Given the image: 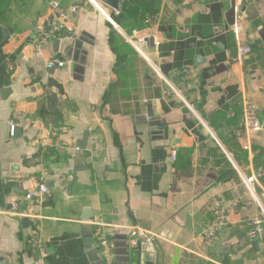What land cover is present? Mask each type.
<instances>
[{"label": "crops", "instance_id": "obj_1", "mask_svg": "<svg viewBox=\"0 0 264 264\" xmlns=\"http://www.w3.org/2000/svg\"><path fill=\"white\" fill-rule=\"evenodd\" d=\"M52 1L72 31L41 54L34 30ZM154 8L134 31L140 43L98 0H0V253L10 264H128L136 232L157 248L155 264H264V0ZM51 58L63 66L47 68ZM247 103L258 130L245 129ZM42 183L48 192L27 199ZM216 210L227 221L210 247L201 229Z\"/></svg>", "mask_w": 264, "mask_h": 264}, {"label": "built area", "instance_id": "obj_2", "mask_svg": "<svg viewBox=\"0 0 264 264\" xmlns=\"http://www.w3.org/2000/svg\"><path fill=\"white\" fill-rule=\"evenodd\" d=\"M111 14H118V11H112ZM111 14H105V18L112 22L114 27L117 28V24L112 19ZM64 29L66 31H72V27H70L66 22L64 15L61 13L60 5L58 1H52L50 3V14L46 17L44 23L37 24L34 30L35 42L38 45L37 51L39 53H43V45L46 42L55 38L60 32ZM137 32L133 33V37L127 36V39L131 42L135 38L140 43H147V38L138 37ZM249 48L244 45L238 48V57H243L247 54ZM64 62L60 59L51 58L45 61V66L47 68H54V67H62ZM261 125L257 120L256 116L252 113L249 103L246 104L245 107V129L247 131H255L260 129ZM15 124L14 122H9V134L14 136L15 134ZM172 158L174 159L176 156V152H171ZM49 188L44 185L43 183L38 186L36 190H31L26 194L27 199L34 198L35 194H45L47 193ZM18 206L16 204H12L11 209L14 211L18 210ZM227 221V211L226 210H216L212 219L203 226L201 229V236L207 246L213 247L215 245L216 239L222 229V227L226 224ZM257 230L260 231L261 229L257 227ZM144 241L147 243H152L151 239L145 236ZM98 243L100 247L107 246L108 241L100 236L98 238Z\"/></svg>", "mask_w": 264, "mask_h": 264}, {"label": "trees", "instance_id": "obj_3", "mask_svg": "<svg viewBox=\"0 0 264 264\" xmlns=\"http://www.w3.org/2000/svg\"><path fill=\"white\" fill-rule=\"evenodd\" d=\"M157 11L154 8V0H121L118 14H111L114 22L118 24L125 35L131 37L134 31L144 29V23L156 18ZM114 49L120 54L116 39L121 36L114 33ZM126 56V54H125Z\"/></svg>", "mask_w": 264, "mask_h": 264}, {"label": "water", "instance_id": "obj_4", "mask_svg": "<svg viewBox=\"0 0 264 264\" xmlns=\"http://www.w3.org/2000/svg\"><path fill=\"white\" fill-rule=\"evenodd\" d=\"M112 11H119L121 0H98ZM134 38L132 41H135ZM153 131V130H152ZM87 134V133H86ZM84 146V143L80 145ZM127 205V204H126ZM130 213V211H129ZM131 220L135 223L132 213H130ZM135 225V224H134ZM135 236L138 238L135 241L128 240V264H155L157 257V248L152 243H147L143 238H139V233ZM86 242H89L86 240ZM0 264H10L8 257L0 253Z\"/></svg>", "mask_w": 264, "mask_h": 264}, {"label": "rangeland", "instance_id": "obj_5", "mask_svg": "<svg viewBox=\"0 0 264 264\" xmlns=\"http://www.w3.org/2000/svg\"><path fill=\"white\" fill-rule=\"evenodd\" d=\"M114 20V18H112ZM118 28V27H117Z\"/></svg>", "mask_w": 264, "mask_h": 264}]
</instances>
